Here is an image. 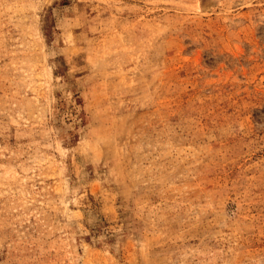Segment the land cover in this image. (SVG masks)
Returning a JSON list of instances; mask_svg holds the SVG:
<instances>
[{"label":"rangeland","instance_id":"1","mask_svg":"<svg viewBox=\"0 0 264 264\" xmlns=\"http://www.w3.org/2000/svg\"><path fill=\"white\" fill-rule=\"evenodd\" d=\"M0 264H264V0H0Z\"/></svg>","mask_w":264,"mask_h":264}]
</instances>
